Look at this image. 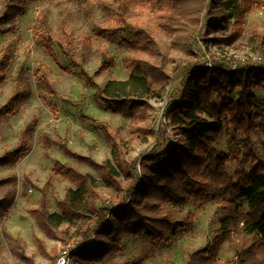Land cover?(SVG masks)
<instances>
[{
  "label": "rangeland",
  "instance_id": "rangeland-1",
  "mask_svg": "<svg viewBox=\"0 0 264 264\" xmlns=\"http://www.w3.org/2000/svg\"><path fill=\"white\" fill-rule=\"evenodd\" d=\"M221 1L205 0L200 12L185 17L160 10L145 0H129L127 24L130 28L125 29H120L123 27L116 22V14L121 11V2L117 0L28 2L25 12L17 18L16 31L0 34V59L7 48L11 47L15 51V57L6 72L7 80L0 83V107L16 88L31 93L21 104L18 113L1 120L3 138L0 158L19 144L22 130L31 127L33 132L25 140L28 150L22 155V164L16 172L12 171L16 175H6L8 169L15 170L16 165L0 166V177L8 176L0 182L11 179L9 183L0 185V188L17 185V176H23L27 194L33 189L34 197L39 196L40 203L42 194L37 188H42L50 181L48 207L51 213H59L58 203L65 200L67 191L78 189V185L67 177L68 170H74L82 175H91L98 181L95 193L101 197V204L111 209L125 207L122 190L104 185L106 171L102 166L106 161H111L118 173L116 181L121 188H126L135 184L137 176L141 178L140 163L159 142L165 143L164 152H169V148L172 150L169 153L174 152L181 135L178 129L169 124L167 110L175 99L181 98L190 74L197 71L221 73L223 65L233 74L264 71V0H256L257 4L246 16L243 26H239L235 20L229 23L225 21ZM4 5L5 1L0 0V12ZM90 7L94 8L93 18L85 19L80 9ZM46 8L52 12L54 40L68 44L76 62L98 86L104 88L111 81L128 80L132 65L137 62L161 67L170 76L163 96L147 100V119L144 122L137 123L128 117L111 113L104 104H98L94 97L95 88L80 76V70L71 64L58 44L53 46L56 60L49 56L34 30L40 11ZM136 29L152 32L159 46V55L128 47L127 42L136 40ZM232 36L239 38L232 42ZM43 77L48 78L56 94L38 90V81ZM253 93L260 102L257 108L261 115L258 124L264 126V86L256 88ZM230 98L237 100L238 93ZM78 105L84 107L87 116L107 124L111 128L113 140L104 136L101 125L83 118ZM144 128L148 129L147 134L142 131ZM235 139L232 129L224 131L215 146L219 152L234 155L242 149L243 136L239 135ZM254 141L255 155L260 162H264L263 146L256 137ZM63 145L91 159L99 167L71 157L62 148ZM241 158L242 155L238 159ZM56 164L63 167L61 174L55 172ZM238 167V160H230L227 164L228 174L234 176ZM125 168L130 170L131 175L126 174ZM7 196L13 197L11 193ZM38 207L39 204L36 209ZM165 210H171L177 220L194 214V226L171 244H157L145 236H125L121 252L109 257L107 264L126 260L133 264H187L190 255L214 239L220 227L216 215L218 205L213 202H191L176 208L166 205L159 215H164ZM243 212H247L245 203ZM94 227H91L85 240L73 239L77 228H61L67 233V238L70 237L69 242H65L61 238L49 237L37 225L32 247L27 245L26 248V255L31 258V262L22 261L11 252V242L3 237V233L10 234L7 229L3 230L0 233V264H55L65 247L86 243L88 246L95 245L98 238ZM244 228L243 222L239 233ZM219 259V264H226L227 261L232 264L236 260L230 242L222 248Z\"/></svg>",
  "mask_w": 264,
  "mask_h": 264
},
{
  "label": "trees",
  "instance_id": "trees-1",
  "mask_svg": "<svg viewBox=\"0 0 264 264\" xmlns=\"http://www.w3.org/2000/svg\"><path fill=\"white\" fill-rule=\"evenodd\" d=\"M4 1L5 5L0 12V34L16 31L17 18L25 12L28 2L50 0ZM117 1L121 2V11L116 14V22L123 27L120 29L130 28L127 24L129 0ZM204 1L145 0L160 10L185 17L200 12ZM256 4V0H222L220 7L225 21L229 23L235 20L239 26H243L246 16ZM90 8L80 9L85 19L93 18L94 8ZM51 18V10L43 9L34 27L49 56L56 60L53 46L58 44L71 64L80 70V76L95 88L94 97L98 104H104L111 113L128 117L137 123L144 122L147 119V100L163 96L170 76L161 67L137 62L132 65L128 80L111 81L102 88L76 62L68 44L54 40ZM62 24L64 28V20ZM135 32L136 40L127 42L130 49L159 55V46L150 30L136 29ZM238 38L232 36L231 40L234 42ZM14 57L15 51L11 47L3 52L0 59V83L7 80L6 72ZM224 67L220 69L221 73L197 71L190 74L181 98L175 99L167 110L169 124L179 130L181 141L173 153L164 152V142H159L148 152L140 163L141 178L137 176L134 185L121 188L115 178L118 173L111 161H106L102 166L106 171L104 185L122 190L125 207L111 209L101 204V197L95 193L98 181L91 175H82L74 170H68L67 177L78 185V189L67 191L65 200L58 203L59 213H51L48 207L50 181L42 188H37L42 198L38 209L31 210L30 214L49 237L69 242L70 237L67 238V233L61 229L67 226L70 229L77 228L73 239L85 240L91 227L95 226L94 233L98 238L96 244H83L82 250L74 255V264H107L109 257L121 252L125 236H145L157 244H171L194 226L196 217L189 214L186 219L177 220L171 210H165L161 216L159 213L166 205L176 208L191 202L216 203L220 227L214 239L190 255L187 264H219L220 253L227 242L231 243L236 257L232 264H264V162L258 160L254 149V137L264 149V126L258 124L261 115L257 108L260 102L253 93L256 88L264 86V71H240L239 74H233ZM37 88L51 95L56 94L47 77L38 81ZM236 92L237 100L231 99L230 96ZM30 94V91L21 92L16 88L0 107V140L1 120L18 113L21 104ZM77 107L83 118L101 125L104 136L113 140L111 128L107 124L87 116L83 106ZM231 129L234 131V140L239 135L243 136L242 149L234 155L219 152L215 146L223 132ZM142 131L148 133V129ZM32 132L31 127L21 131L19 144L0 158V166H15L19 163L28 150L25 140ZM62 148L71 157L99 167L66 145ZM240 155L242 158L239 160ZM232 159L238 160L239 166L234 176L227 172V164ZM119 166L122 167V164ZM54 170L61 174L63 167L56 164ZM129 171L125 168L127 175H131ZM9 181L11 179L1 181L0 185ZM243 203L247 205L246 213L243 212ZM13 205L14 198L11 196L0 200V219L9 213ZM243 222L245 228L242 234L239 233V227ZM3 237L11 242L10 250L20 260L32 261L26 255L27 244L23 239L13 238L7 233H3ZM118 264L133 263L126 260Z\"/></svg>",
  "mask_w": 264,
  "mask_h": 264
},
{
  "label": "crops",
  "instance_id": "crops-1",
  "mask_svg": "<svg viewBox=\"0 0 264 264\" xmlns=\"http://www.w3.org/2000/svg\"><path fill=\"white\" fill-rule=\"evenodd\" d=\"M3 126V124H2ZM2 128H1V140H2ZM0 140V144H1ZM12 147V146H11ZM14 147V146H13ZM23 159L19 161V163L14 167L15 170L8 169V173L6 175L11 174L12 171H17L16 169L22 164ZM16 175V173H12ZM23 177V176H22ZM17 176L18 182L17 185H9L0 188V200L4 199L8 193H11L14 198V205L10 209L9 213L6 214L2 220H0V233L3 230L7 229V232L16 237L22 238L28 245L29 248L32 247L33 236L36 235L37 229V221L36 219L30 214L31 210L37 208L39 204L38 201L40 197H34V191L26 192L25 184H24V177ZM0 177V180L6 179ZM33 194V195H32ZM33 198L35 200H33ZM2 234V233H1Z\"/></svg>",
  "mask_w": 264,
  "mask_h": 264
},
{
  "label": "built area",
  "instance_id": "built-area-1",
  "mask_svg": "<svg viewBox=\"0 0 264 264\" xmlns=\"http://www.w3.org/2000/svg\"><path fill=\"white\" fill-rule=\"evenodd\" d=\"M236 69V67L234 68ZM171 149L169 148L168 151H170ZM30 192H32V190H30ZM82 245H78V246H70V247H65V249H63L59 255V257L57 258L55 264H72V261L74 260V255L76 253H78L81 250Z\"/></svg>",
  "mask_w": 264,
  "mask_h": 264
}]
</instances>
